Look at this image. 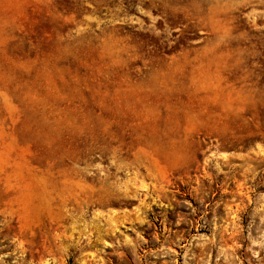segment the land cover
I'll return each mask as SVG.
<instances>
[{"label":"rangeland","instance_id":"obj_1","mask_svg":"<svg viewBox=\"0 0 264 264\" xmlns=\"http://www.w3.org/2000/svg\"><path fill=\"white\" fill-rule=\"evenodd\" d=\"M0 264H264V0H0Z\"/></svg>","mask_w":264,"mask_h":264}]
</instances>
